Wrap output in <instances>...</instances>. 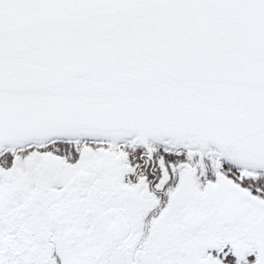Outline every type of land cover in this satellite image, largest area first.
I'll return each instance as SVG.
<instances>
[{"label": "snow or ice", "instance_id": "1", "mask_svg": "<svg viewBox=\"0 0 264 264\" xmlns=\"http://www.w3.org/2000/svg\"><path fill=\"white\" fill-rule=\"evenodd\" d=\"M0 264H264V0H0Z\"/></svg>", "mask_w": 264, "mask_h": 264}]
</instances>
